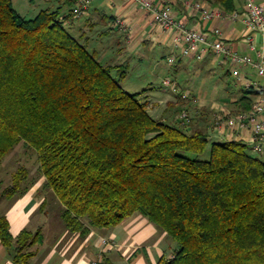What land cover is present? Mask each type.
<instances>
[{
    "label": "trees",
    "instance_id": "16d2710c",
    "mask_svg": "<svg viewBox=\"0 0 264 264\" xmlns=\"http://www.w3.org/2000/svg\"><path fill=\"white\" fill-rule=\"evenodd\" d=\"M72 2L65 17L44 9L26 18L0 0V162L21 142L34 150L43 189L81 237L139 214L177 244L158 264H264V160L242 141L209 145L214 113L197 130L187 127L203 113L186 127L154 119L140 93L121 86L126 73L114 78L119 66L102 64L71 34L65 21L80 4ZM255 96L241 90L231 112L248 111ZM28 175L18 169L1 198L23 194ZM41 241L40 231L13 237L0 213L13 264H32Z\"/></svg>",
    "mask_w": 264,
    "mask_h": 264
},
{
    "label": "crops",
    "instance_id": "0c3cea01",
    "mask_svg": "<svg viewBox=\"0 0 264 264\" xmlns=\"http://www.w3.org/2000/svg\"><path fill=\"white\" fill-rule=\"evenodd\" d=\"M70 1L73 3V6V0H47L48 8L46 9H60L66 4L69 5ZM150 1L156 2L157 0ZM235 1L236 7L234 11H242L246 0ZM254 2L264 7V0H254ZM199 5L208 4L201 0H169L172 16L175 20L183 22L187 29H195L207 33L216 28L220 29L224 40L231 45L233 50L240 55L250 54L253 60L258 61L257 52L262 51L264 53V36L261 34L256 35L255 50L250 51L245 45L247 35L242 21L230 22L222 18L205 21L201 19L200 12L197 9ZM211 8L217 9L215 7ZM67 14L61 11V17H65ZM117 20L121 22V26L116 24ZM69 21L67 26L70 30H77L81 35H85V37L94 30L95 25H102L104 30H101L98 35L108 36V34H114L113 36L118 41L120 54L126 51L129 52L128 56H141L143 50H148L149 52L153 50L158 51L157 53L161 56L167 57L173 54L175 50H178L180 56L186 58L183 57L179 48L173 46L170 35L154 23L151 15L147 11L135 6L130 0H92L81 17L74 18L71 16ZM80 21L83 22L81 23ZM211 38L213 37L211 36ZM85 41L84 45L87 46L90 41L89 37H86ZM94 51L99 57L107 56L104 52H100L95 48ZM96 58L98 59V57ZM186 59L191 62L197 61L194 58ZM101 61L104 64L105 58ZM168 62L171 64L176 63L170 57ZM178 62V66H174L175 71L182 70L184 74L186 73L190 77L188 80H184L187 83L183 85V88L179 86V81L173 79L171 81L178 87L179 92H188L190 95L189 99L182 100L179 93H175V103L169 100H159L154 95V88L151 87L147 89L150 91L144 94V97H150L145 103L150 114L152 112L156 113V111H159V106H163L164 110L162 114H158L160 118H157V120L164 122L171 121V124L175 125H178V114L176 112L181 107L182 109L184 107L188 111L192 110L193 116L202 112L203 117L199 115L196 120H192L187 129H203L207 115L206 107L210 105L205 104L201 96L197 98L201 90L197 83L198 75L200 72L213 71V67L216 66L223 67L227 72L228 68L219 64L218 60L211 54L197 61L204 64V67L198 66L191 69L189 67L190 62H182L181 59ZM108 65L118 66L122 64ZM243 72L245 82H256L264 85V77H260L255 68L246 67ZM125 78L126 74L121 81H125ZM236 84L240 90H244V87H241L237 82ZM237 100L238 98H235L231 103L235 104ZM215 106L217 105H211V107ZM235 108L234 106L231 107V110H229L231 114H235L231 112ZM171 109H173V112L168 113L166 117L163 116ZM222 109L225 108L217 107L213 113ZM236 134L241 135V137L231 139L215 130L212 132V135L218 137L220 142L242 141L247 144L249 143L248 131L238 130ZM28 181V188L23 194L16 195L11 200H8L3 214L9 222V231L13 237H17L24 230L32 232L40 231L42 241L33 248L36 254L32 259V264H158L162 258L170 259L173 257L176 245L172 239L139 214L128 217L112 229H91L85 237H81L79 233L70 232L61 218L62 205L57 201L55 196L52 197L50 195V190L43 189L45 177L38 172L36 175L29 172ZM54 203L57 205H54ZM53 207L58 208L57 213L60 215L58 221H56L58 227L50 226V218L52 216L49 212ZM54 211L55 209H53ZM0 264H13L11 257L8 255V250L1 243Z\"/></svg>",
    "mask_w": 264,
    "mask_h": 264
},
{
    "label": "rangeland",
    "instance_id": "374dc122",
    "mask_svg": "<svg viewBox=\"0 0 264 264\" xmlns=\"http://www.w3.org/2000/svg\"><path fill=\"white\" fill-rule=\"evenodd\" d=\"M47 0H13L14 8L24 17L33 18L40 12L48 8ZM50 7V5H49ZM52 8V7H51ZM219 9V8H217ZM70 10L69 5H65L60 8V11L65 12L66 14ZM221 10V9H219ZM81 23L83 21H80ZM103 29L102 25H95L94 30L91 33H88L86 37H89L90 41L87 44V48L95 57H98V60H103L104 65L106 64H122L118 65V69L112 72V76L116 79H119L120 72L123 71L126 73L125 81H121V86L130 94L140 93L138 96V100L140 102H146L150 97H144V94H147V90L149 88H154V95L156 98L173 101L175 103V93L165 88L162 82L166 79L177 80L179 81V86L183 88L184 84L187 82L184 80H188L190 76L184 74V71L178 70L175 71L174 66H178V61L182 62H190L189 67L191 69L195 67H204V64L197 61H188L186 58H182L180 56V52L175 50V52L167 57L161 56L158 51L151 50H143V54L139 55H127L129 52L124 51L123 54H120L118 50L117 38L112 35L102 36L98 35ZM71 34L76 37L82 44L86 42L85 35H81L79 31L70 30ZM82 38V39H81ZM82 41H81V40ZM90 43V44H89ZM94 48L100 52H104L105 57H99L97 53H95ZM173 58L176 63L171 64L168 62V59ZM101 58V59H100ZM102 62V61H101ZM189 83V82H188ZM197 83L199 85L200 94L197 98H200L205 104H209L210 106L206 107V112L208 115L212 116L217 107L225 108L227 110H231V107L234 103H231L233 99H237L241 95V90L237 86L236 81L228 74L227 70H224L223 67H213V71H204L200 72L197 78ZM188 86V85H185ZM147 90V91H146ZM144 92V93H143ZM147 92V93H146ZM190 97V96H189ZM195 98V97H194ZM194 100L193 98H190ZM217 105L215 107H211V105ZM184 108V107H183ZM182 107L180 108V110ZM159 111L156 113L152 112L151 116L154 119L160 118L158 114H162L164 108L163 106H159ZM176 112L177 114L180 112ZM208 110V111H207ZM188 111V110H187ZM173 112V109L168 110L166 114L163 116H167L168 113ZM192 114V110L188 111ZM202 113V112H200ZM193 115V114H192ZM211 118H209L210 120ZM168 123H172L171 121H167ZM215 131H217L215 129ZM218 132V131H217ZM211 133V132H210ZM220 139L215 135H210L209 145L212 142H219ZM252 155V154H251ZM253 156V155H252ZM37 154L34 150L30 149L24 142L16 145L9 153H7L0 162V213H3L4 208L7 207L8 200L5 198H1V192L8 187L11 182L13 174L20 168L26 169V172H32L33 175H36L38 172V163H37ZM203 159H207L208 155L202 157ZM22 183V185H25ZM50 195L53 197V191H50ZM56 198V196H55ZM57 199V198H56ZM59 202V200L57 199ZM60 203V202H59ZM54 205H57L54 203ZM53 209L55 211L53 212ZM50 209L49 214L52 216L51 227H58L56 221L60 217L59 213H57L58 208L53 207ZM49 217V216H48ZM177 245V244H176Z\"/></svg>",
    "mask_w": 264,
    "mask_h": 264
},
{
    "label": "built area",
    "instance_id": "2783aa9c",
    "mask_svg": "<svg viewBox=\"0 0 264 264\" xmlns=\"http://www.w3.org/2000/svg\"><path fill=\"white\" fill-rule=\"evenodd\" d=\"M92 0H79V6L72 11L74 17H80L87 10ZM135 6L147 11L154 23L161 30L171 37L173 46L180 49L183 57L194 58L199 61L206 55H213L219 64L228 68L230 76L244 90L256 93L253 104L245 112L231 114L230 111L222 109L213 114L214 129L227 138H240L236 131H248L249 143L253 153L259 155L264 160V85L256 82H245L244 68L252 67L257 70L260 77H264V53L257 52L258 61L253 60L250 54H238L231 48V45L224 40L220 29H213L208 32H200L195 29H187L183 22L177 21L172 16L169 0H130ZM201 19L207 21L222 18L235 22L242 21L245 26V45L250 51L255 50L257 34L264 36V7L256 4L254 0H246L242 11L225 12L213 9L208 5H199ZM66 25L69 24L65 21ZM117 25L121 26L119 20ZM211 36L213 38H211ZM163 85L174 93H179L182 100L189 99V93H181L178 87L170 79H166ZM191 114L185 109H181L177 116L180 127H186L191 121ZM216 131V132H217Z\"/></svg>",
    "mask_w": 264,
    "mask_h": 264
}]
</instances>
